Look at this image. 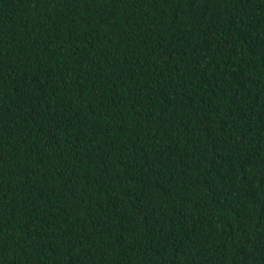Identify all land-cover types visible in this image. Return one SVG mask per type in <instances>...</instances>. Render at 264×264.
Listing matches in <instances>:
<instances>
[{
    "label": "trees",
    "instance_id": "trees-1",
    "mask_svg": "<svg viewBox=\"0 0 264 264\" xmlns=\"http://www.w3.org/2000/svg\"><path fill=\"white\" fill-rule=\"evenodd\" d=\"M0 264H264V0H0Z\"/></svg>",
    "mask_w": 264,
    "mask_h": 264
}]
</instances>
